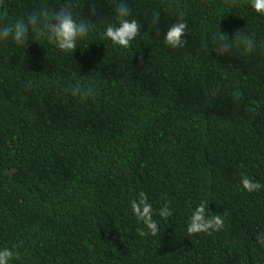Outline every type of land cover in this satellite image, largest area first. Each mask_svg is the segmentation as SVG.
Here are the masks:
<instances>
[{"label": "trees", "instance_id": "16d2710c", "mask_svg": "<svg viewBox=\"0 0 264 264\" xmlns=\"http://www.w3.org/2000/svg\"><path fill=\"white\" fill-rule=\"evenodd\" d=\"M121 5L138 26L127 48L104 37ZM62 8L88 26L72 52L52 42ZM31 17L24 44L0 40L11 264H264V15L251 0H0V25ZM141 194L155 234L133 212ZM201 204L222 227L190 234Z\"/></svg>", "mask_w": 264, "mask_h": 264}, {"label": "clouds", "instance_id": "9594fccd", "mask_svg": "<svg viewBox=\"0 0 264 264\" xmlns=\"http://www.w3.org/2000/svg\"><path fill=\"white\" fill-rule=\"evenodd\" d=\"M252 8L262 15H264V0H251ZM129 12L123 5L118 7V18L119 25L113 27L111 25L107 26L104 31V37L110 40L114 45L120 46L122 48H127L130 41H132L137 33L138 26L134 20H128ZM46 19V13H40L37 17L41 19ZM51 19L54 21L52 25L51 36L53 38L52 42L64 52H72L76 49L77 41L86 35L88 31V26L85 22H77L74 20L72 13L66 9L62 8L58 13H55ZM28 24H31L33 28L38 30L37 20L31 17L26 24L23 19H17L14 22L7 25H0V40H6L9 37L18 45L24 44L28 37ZM45 27H49L45 25ZM185 25L183 23H177L173 25L167 32L165 36V42L176 47L181 43V36L184 31ZM245 47L247 49L252 48V41L250 39L244 40ZM244 189L249 192L258 190L260 185L249 181L247 178L242 181ZM133 212L137 218L144 222L146 227L155 234L156 224L151 220V205L146 202L141 194V199L139 204L134 203L132 205ZM162 216H167L169 213L167 208H165L160 213ZM222 227V220L218 216L208 218L205 213V207L203 204L198 206L192 213L189 223L187 225L188 233H200L219 230ZM264 243V241H262ZM14 258V250H10L7 247H0V264H11Z\"/></svg>", "mask_w": 264, "mask_h": 264}]
</instances>
